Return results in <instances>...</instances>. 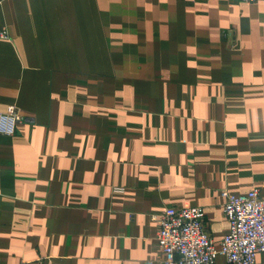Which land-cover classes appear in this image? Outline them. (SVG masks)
Here are the masks:
<instances>
[{
  "label": "crops",
  "instance_id": "obj_1",
  "mask_svg": "<svg viewBox=\"0 0 264 264\" xmlns=\"http://www.w3.org/2000/svg\"><path fill=\"white\" fill-rule=\"evenodd\" d=\"M0 27V264H160L167 208L218 248L224 193L264 197L263 1L0 0Z\"/></svg>",
  "mask_w": 264,
  "mask_h": 264
},
{
  "label": "built area",
  "instance_id": "obj_2",
  "mask_svg": "<svg viewBox=\"0 0 264 264\" xmlns=\"http://www.w3.org/2000/svg\"><path fill=\"white\" fill-rule=\"evenodd\" d=\"M0 39H10L5 28L0 27ZM23 120L16 107L0 112V135H14L16 126ZM224 197L222 210L228 222V232L218 248L205 230V211L202 207H169L154 217L159 224L157 244L164 254L160 264H215L218 256L223 257L227 264H255L258 258L264 264V197L258 188L239 195L225 192ZM140 264H155V261Z\"/></svg>",
  "mask_w": 264,
  "mask_h": 264
}]
</instances>
